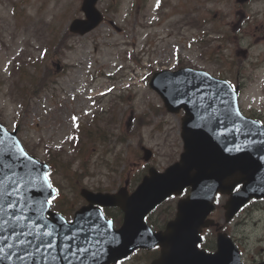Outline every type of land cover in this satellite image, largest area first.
Returning <instances> with one entry per match:
<instances>
[{
  "label": "rangeland",
  "instance_id": "1",
  "mask_svg": "<svg viewBox=\"0 0 264 264\" xmlns=\"http://www.w3.org/2000/svg\"><path fill=\"white\" fill-rule=\"evenodd\" d=\"M154 1L100 0L105 22L74 35L69 25L83 16L82 0H0V119L19 127L31 153L53 159L51 181L61 186L56 201L70 216L85 203L82 179L94 190L114 191L126 182L133 189L147 166L163 171L180 159L184 111L166 110L145 81L152 67L191 65L240 83L245 112L264 122V0H167L159 15ZM91 93L105 108L93 121ZM133 108L137 126L129 130ZM78 121L88 128L80 154L71 143ZM146 146L154 150L149 161ZM226 199L213 217L235 235V224L224 219ZM258 207L264 201L242 215L251 253L264 248Z\"/></svg>",
  "mask_w": 264,
  "mask_h": 264
},
{
  "label": "water",
  "instance_id": "2",
  "mask_svg": "<svg viewBox=\"0 0 264 264\" xmlns=\"http://www.w3.org/2000/svg\"><path fill=\"white\" fill-rule=\"evenodd\" d=\"M97 1L84 0L83 10L88 19H76L72 31L84 34L102 21ZM151 85L169 110L179 111L181 107L186 110L181 160L163 173L151 168L150 176L127 200L123 193H93L84 189L82 194L91 205L80 210L72 223L50 210L48 199L56 191L43 183L48 166L29 154L27 159L22 156L15 159L10 152H4L12 145H22L17 131L9 132L0 122V264H57L60 251L65 260L72 259L77 264H109L137 247L132 238L142 232L153 236H147L141 243L145 245L151 240L161 243L168 259L169 251L179 252L183 248L184 237L189 234L187 226L191 236H197L200 227L207 225L217 191L231 192L237 184H243L227 202L228 218L250 198L264 196V125L242 114L237 89L224 79L191 68L156 73ZM16 155L19 156L18 149ZM235 174L240 177L225 184ZM189 185L193 194L180 201L178 216L169 223L168 232L152 233L144 216L159 202ZM94 203L125 204L127 216L123 227L118 231L107 229L101 214L90 213L94 211ZM78 219L83 220L85 228L90 229V237L93 236L91 244L85 242L84 248L79 240L85 228ZM131 227L139 230L133 231L128 240ZM31 228L38 231L37 238L28 234ZM237 252L233 241L221 234L219 251L201 258L207 264H230ZM229 258L232 259L227 262Z\"/></svg>",
  "mask_w": 264,
  "mask_h": 264
},
{
  "label": "flooded vegetation",
  "instance_id": "3",
  "mask_svg": "<svg viewBox=\"0 0 264 264\" xmlns=\"http://www.w3.org/2000/svg\"><path fill=\"white\" fill-rule=\"evenodd\" d=\"M237 1L238 3H241V4H251L254 2V0H241L242 2H239V0ZM243 16H245V14H243ZM250 205L257 206V204L249 203L247 205V208ZM247 208L243 207L238 212L234 220L231 222L235 224L233 228V232L235 235H232V236L235 239V242L241 251L243 264H264V248H261L259 252L251 253L248 249L247 240L245 238L246 229L241 228L242 224L248 223L246 218H242V215L247 210ZM258 208L261 209L264 207H258ZM207 230H211L210 236L205 233ZM219 230L225 231V226L221 224L220 228L212 227V228L204 229L203 241L200 244V246L202 248H209L213 250L212 248L216 245V234L218 233ZM263 241H264V238L259 239V243ZM156 250L157 249H154L153 251H147V250L139 251L129 258L119 261L117 264H152L153 261L159 256V252Z\"/></svg>",
  "mask_w": 264,
  "mask_h": 264
},
{
  "label": "snow or ice",
  "instance_id": "4",
  "mask_svg": "<svg viewBox=\"0 0 264 264\" xmlns=\"http://www.w3.org/2000/svg\"><path fill=\"white\" fill-rule=\"evenodd\" d=\"M0 143H2V141H0ZM16 149L19 150V156L16 155ZM4 152H10L15 159H18L20 156H22L26 159L28 158V153L22 147H20L18 144L12 145V146H10V148L4 149ZM43 183L46 184V186L48 188L52 187L51 183L48 181L47 173L43 174ZM48 203H50V201H48ZM10 206L14 207L15 205H10ZM49 235H50V233H49Z\"/></svg>",
  "mask_w": 264,
  "mask_h": 264
},
{
  "label": "bare ground",
  "instance_id": "5",
  "mask_svg": "<svg viewBox=\"0 0 264 264\" xmlns=\"http://www.w3.org/2000/svg\"><path fill=\"white\" fill-rule=\"evenodd\" d=\"M37 233H38V231L35 230L34 228H31V229L29 230V232H28V234H29L31 237H36V238L38 237Z\"/></svg>",
  "mask_w": 264,
  "mask_h": 264
}]
</instances>
